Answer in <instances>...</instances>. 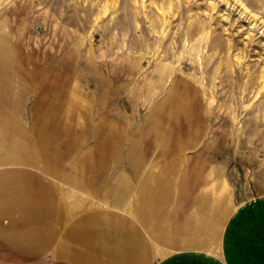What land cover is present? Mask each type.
I'll return each instance as SVG.
<instances>
[{
  "label": "rangeland",
  "instance_id": "rangeland-1",
  "mask_svg": "<svg viewBox=\"0 0 264 264\" xmlns=\"http://www.w3.org/2000/svg\"><path fill=\"white\" fill-rule=\"evenodd\" d=\"M8 164L154 230L176 180L264 198V0H0Z\"/></svg>",
  "mask_w": 264,
  "mask_h": 264
},
{
  "label": "crops",
  "instance_id": "crops-1",
  "mask_svg": "<svg viewBox=\"0 0 264 264\" xmlns=\"http://www.w3.org/2000/svg\"><path fill=\"white\" fill-rule=\"evenodd\" d=\"M184 186L173 181L180 200L161 206L154 230L141 220L145 205L139 217L116 206L80 209L47 172L8 164L0 168V264H264V198L233 211L223 190L192 189L186 200Z\"/></svg>",
  "mask_w": 264,
  "mask_h": 264
}]
</instances>
